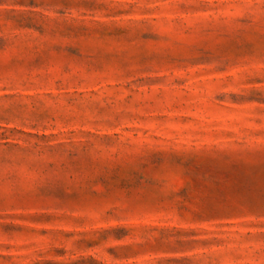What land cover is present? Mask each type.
Returning <instances> with one entry per match:
<instances>
[{"label": "rangeland", "instance_id": "obj_1", "mask_svg": "<svg viewBox=\"0 0 264 264\" xmlns=\"http://www.w3.org/2000/svg\"><path fill=\"white\" fill-rule=\"evenodd\" d=\"M0 264H264V0H0Z\"/></svg>", "mask_w": 264, "mask_h": 264}]
</instances>
